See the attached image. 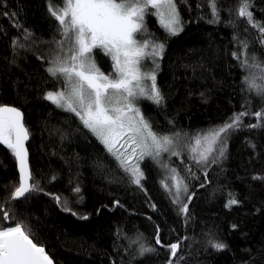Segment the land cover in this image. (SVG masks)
<instances>
[{
    "label": "trees",
    "instance_id": "16d2710c",
    "mask_svg": "<svg viewBox=\"0 0 264 264\" xmlns=\"http://www.w3.org/2000/svg\"><path fill=\"white\" fill-rule=\"evenodd\" d=\"M239 3L216 0L219 19L209 23V0H176L183 25L178 35H169L156 16H145V37L164 45L156 69L164 99H142L140 110L180 154L167 156V169L146 158L136 185L78 117L45 99L65 87L47 71L63 39L49 7H61V0H0V106L24 113L37 188L22 200L10 199L19 175L15 157L0 145V227L19 222L55 264H264V118L251 114L264 108V97L245 83L258 70L241 66L245 43L249 63L254 57L264 65V34L238 16ZM249 11L264 27V0H251ZM93 55L105 73L112 71L109 56L100 49ZM241 111L250 113L244 125L260 126L230 129L207 164L195 163L196 139ZM173 168L188 188L181 194L186 216L162 186H172ZM232 198L239 203L229 207ZM65 201L71 211L64 210ZM210 240L225 247L218 250ZM140 243L154 251L141 255ZM173 243L180 244L182 259L171 258Z\"/></svg>",
    "mask_w": 264,
    "mask_h": 264
},
{
    "label": "snow or ice",
    "instance_id": "6c2138e0",
    "mask_svg": "<svg viewBox=\"0 0 264 264\" xmlns=\"http://www.w3.org/2000/svg\"><path fill=\"white\" fill-rule=\"evenodd\" d=\"M61 4L62 6L55 10L49 7L51 15L59 22L63 39L59 41L60 51L50 60L51 66L47 71L53 78H58L65 87L58 92H48L45 99L78 117L84 127L97 137L118 161L120 167L129 174L132 182L140 185L143 172L139 163L145 157L159 162L162 152L177 156L180 154L175 151L171 137L158 136L152 131L150 124L136 106L139 99H147L155 104H161L164 99L156 85L155 69L142 70L143 61L148 58L152 59L155 68H159L156 58L162 55L164 45L148 39H138L137 33L142 36L147 34L144 22L146 15L157 16L169 35H178L183 31L176 0H61ZM209 7L213 16L209 23L217 22L219 15L216 0H209ZM250 7L251 0H240L238 16L247 17V22L264 34V27L253 21ZM246 48L245 43L241 53L245 58L241 60V66L246 69L255 68L259 74L246 76L245 83L249 91L255 90L257 95L264 97V65L256 63L254 57L253 62L249 63ZM94 49H100L110 57L112 71L107 75L96 66L92 55ZM249 114V111L234 114L228 123L202 138L206 143L203 148L202 139L197 138L196 147L191 149L194 162L207 164L211 153L215 151L214 145L220 141L222 134L230 129L238 130L242 126L259 127V123L243 124V117ZM251 114L259 121L264 118V108ZM22 120L23 115L18 109L0 107V144L5 145L19 163L20 180L11 193L12 200H18L26 193L37 190L35 184L30 183L32 175L28 168L25 147L28 131ZM219 155H223V150ZM169 171L172 173L169 177L173 182L172 186L169 187L164 182L162 186L173 196V203L179 205L178 211L186 216L188 207L181 194H188L187 185L176 169ZM253 179L262 178L254 176ZM75 191L79 192V188ZM54 199L57 203L60 202L59 196ZM238 203L232 198L228 201V206ZM64 210L71 211L67 208L66 201ZM2 218L9 219L7 211L3 212ZM156 243H160L158 236ZM209 243L218 250L225 247L219 242L210 240ZM168 247L171 258H183L177 257L179 243ZM139 251L142 255L154 249L144 247L140 243ZM0 264L53 262L44 248L37 246L18 222L0 227ZM169 264H172L171 259Z\"/></svg>",
    "mask_w": 264,
    "mask_h": 264
},
{
    "label": "rangeland",
    "instance_id": "374dc122",
    "mask_svg": "<svg viewBox=\"0 0 264 264\" xmlns=\"http://www.w3.org/2000/svg\"><path fill=\"white\" fill-rule=\"evenodd\" d=\"M157 17V16H156ZM157 19H158V21H159V18L157 17ZM159 23H160V21H159ZM161 25V24H160ZM140 33H137V38L138 39H148V40H151V39H149V38H147V37H145V35H141ZM141 37V38H140ZM154 43H157V44H160V43H158V42H156V41H154V40H152ZM94 51V50H93ZM92 55H93V53H92ZM94 56V55H93ZM160 57V56H159ZM159 57H157L156 58V63H158V59H159ZM95 63H96V61H95ZM96 66L100 69V71L101 72H103L105 75H107V73H105L99 66H98V64L96 63ZM153 69H155V74H156V69L157 68H155V64H153V62H152V59L151 58H148V59H145L144 61H143V64H142V70L143 71H152ZM145 83H147V82H145ZM62 90H64V89H62ZM61 91V90H60ZM58 92V91H57ZM140 100H142V99H139L137 102H136V106L137 107H139V109H140V106H139V101ZM140 112H141V110H140ZM142 113V112H141ZM174 146V145H173ZM170 155V152H162L161 153V156L159 157V162H157L156 160H153L151 157H145L142 161H140V163H139V167H140V169H141V171L143 172V170H142V163L144 162V160L146 159V158H150V159H152L153 161H155L156 163H157V165H159L162 169H167L166 167H165V165H166V158H167V156H169ZM143 176H144V174H143Z\"/></svg>",
    "mask_w": 264,
    "mask_h": 264
},
{
    "label": "water",
    "instance_id": "95a60500",
    "mask_svg": "<svg viewBox=\"0 0 264 264\" xmlns=\"http://www.w3.org/2000/svg\"><path fill=\"white\" fill-rule=\"evenodd\" d=\"M4 106H6V107H14V108L18 109V110L22 113V115H23L22 123H23L24 127H25V128L27 129V131H28V139L25 141V147L27 148V164H28V168H29V170L31 171V166H30V154H29V148H28V144H29V142H30V133H29V130H28L26 124H25L24 113L22 112V110H20L19 108H17L16 106H13V105H6V104H5V105H2V106H0V107H4ZM0 145H1V146H5V145H3V144H0ZM15 160H16V159H15ZM16 166H17V171H18L19 180H20L19 163H18L17 160H16ZM31 175H32V171H31ZM32 178H33V176H32ZM30 183H32V180L30 181ZM30 193H31V192L26 193L24 197H21V198L18 199V200H22V199H24V198L27 197ZM7 221H8V220H7ZM29 238L32 239L31 237H29ZM32 240H33V239H32ZM33 242H34V241H33ZM34 243H35V242H34ZM36 244H37V243H36ZM37 246H41V245H38V244H37ZM42 247H43V246H42ZM43 248H44L45 252L47 253V255L50 257V259L52 260L53 264H55L53 258L49 255V253L47 252V250L45 249V247H43Z\"/></svg>",
    "mask_w": 264,
    "mask_h": 264
}]
</instances>
